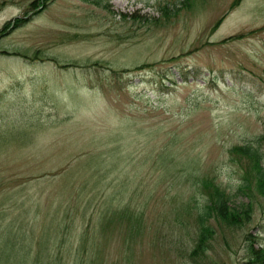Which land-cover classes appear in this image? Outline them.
<instances>
[{"label":"rangeland","instance_id":"obj_1","mask_svg":"<svg viewBox=\"0 0 264 264\" xmlns=\"http://www.w3.org/2000/svg\"><path fill=\"white\" fill-rule=\"evenodd\" d=\"M41 3L0 0V264H249L264 0ZM207 179L252 211L199 251Z\"/></svg>","mask_w":264,"mask_h":264},{"label":"trees","instance_id":"obj_2","mask_svg":"<svg viewBox=\"0 0 264 264\" xmlns=\"http://www.w3.org/2000/svg\"><path fill=\"white\" fill-rule=\"evenodd\" d=\"M42 5L40 8L44 9V2L48 0H39ZM23 21L16 19L14 22L7 23L2 30V35H5L11 28L21 26ZM235 153H238L253 162V168L255 172V180L257 185V191L264 197V165L262 154L255 147H239L235 148ZM245 184L242 183L239 190L240 192L246 191L248 188V179L244 177ZM205 185L202 187L203 192V204L198 206L199 208V224L200 230L198 235L197 250L206 251V244L209 242V238L214 233L212 226L209 225L213 219L216 221H233L235 222L240 218L241 214L250 216L252 211L251 205L241 210H234L230 207V196L226 190L220 188L215 182H211L210 179L203 182ZM206 191V192H205ZM41 240L39 241V244ZM249 264H264V245L257 251H253L250 257Z\"/></svg>","mask_w":264,"mask_h":264}]
</instances>
